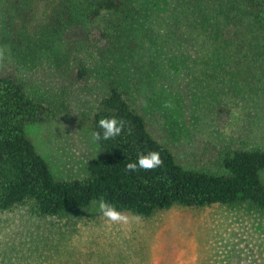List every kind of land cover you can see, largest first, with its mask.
<instances>
[{
	"label": "rangeland",
	"instance_id": "374dc122",
	"mask_svg": "<svg viewBox=\"0 0 264 264\" xmlns=\"http://www.w3.org/2000/svg\"><path fill=\"white\" fill-rule=\"evenodd\" d=\"M147 1L154 5L136 35L137 61L117 63L96 42L75 48L67 35L55 40L59 53L41 47L33 58H16L2 40L12 18L0 0V72L14 73L28 93L60 108L49 122L25 127L56 178H82L99 153L90 118L115 65L128 79L130 107L144 113L154 137L183 167L223 172L220 148L264 149V54L214 45L198 30L191 7ZM44 2L35 0L34 23H41ZM236 53L240 76L233 74ZM55 54L68 63L58 66ZM78 59L90 70L83 79L75 75ZM260 178L264 183V169ZM121 213L129 224L107 222L95 201L69 216L38 215L28 202L0 210V264H264V212L248 206Z\"/></svg>",
	"mask_w": 264,
	"mask_h": 264
},
{
	"label": "trees",
	"instance_id": "16d2710c",
	"mask_svg": "<svg viewBox=\"0 0 264 264\" xmlns=\"http://www.w3.org/2000/svg\"><path fill=\"white\" fill-rule=\"evenodd\" d=\"M6 1L13 20L7 21L8 32L2 40L16 58H33L42 52L38 53L41 47L54 51L55 40L67 35L75 48L96 42L100 50L116 54L117 63L137 61L136 35L154 5L147 0H45L41 23H34L35 0ZM167 1L195 9L197 17L193 12L191 16L198 30L207 33L210 40L206 39L214 45L251 53L248 57L264 54V0ZM55 57L58 66L68 63ZM240 58L236 53L233 59L236 76L241 75ZM115 69L116 75H103L106 91L90 118L92 133L101 132V139L95 140L99 153L87 163L85 176L72 179L53 175L25 131L28 124L56 118L60 108L28 93L14 73L0 72V210L28 202L38 215L69 216L103 198L119 212L144 217L175 205H245L264 212L263 148H220L217 161L223 172L183 167L171 148L154 137L144 113L130 107L128 79L122 76L123 69L117 71L116 65ZM88 71L78 59L76 77L83 79ZM102 118L123 120L124 130L115 138L103 139L98 127ZM153 151L160 153L162 166L126 170L129 162Z\"/></svg>",
	"mask_w": 264,
	"mask_h": 264
},
{
	"label": "clouds",
	"instance_id": "9594fccd",
	"mask_svg": "<svg viewBox=\"0 0 264 264\" xmlns=\"http://www.w3.org/2000/svg\"><path fill=\"white\" fill-rule=\"evenodd\" d=\"M4 59V50L0 49V60ZM98 127L102 129L103 139L107 140L115 138L121 134L124 130L125 124L123 120L116 118H102L98 122ZM93 137L95 140L101 139V132H94ZM163 165V160L160 157L159 152H149L146 155L141 154L138 156L136 162H129L126 165V170L129 172H135L137 168L143 170H153ZM99 211L107 222L110 224H129L130 217L117 211L115 206L106 202L103 198L99 202ZM134 219H139L134 217Z\"/></svg>",
	"mask_w": 264,
	"mask_h": 264
}]
</instances>
